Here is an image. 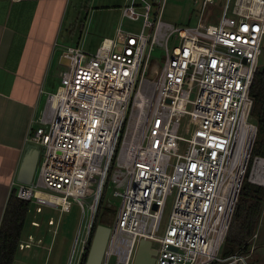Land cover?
<instances>
[{"label":"built area","instance_id":"obj_1","mask_svg":"<svg viewBox=\"0 0 264 264\" xmlns=\"http://www.w3.org/2000/svg\"><path fill=\"white\" fill-rule=\"evenodd\" d=\"M223 1L216 23L206 15L215 0H195L198 23L177 27L163 20L167 0H157L154 19L148 0H127L122 20L143 16L138 32L121 21L94 51L63 52L60 85L31 136L42 159L31 184L16 187L23 200L63 212L76 203L87 216L69 264H82L107 190L119 204L102 264H133L142 239L152 242L155 264H237L246 256L220 252L245 178L264 187V157L252 156L250 94L264 0Z\"/></svg>","mask_w":264,"mask_h":264},{"label":"crops","instance_id":"obj_2","mask_svg":"<svg viewBox=\"0 0 264 264\" xmlns=\"http://www.w3.org/2000/svg\"><path fill=\"white\" fill-rule=\"evenodd\" d=\"M74 6L72 0H0V225L11 191L21 183L24 161L37 152L31 136L40 126L46 96L60 85L62 31L70 30ZM33 239V233L26 241L21 236L17 252ZM16 258L17 253L14 263Z\"/></svg>","mask_w":264,"mask_h":264},{"label":"rangeland","instance_id":"obj_3","mask_svg":"<svg viewBox=\"0 0 264 264\" xmlns=\"http://www.w3.org/2000/svg\"><path fill=\"white\" fill-rule=\"evenodd\" d=\"M148 1L153 5L151 18L154 19L157 0ZM223 2V0H215V3L208 8L206 14L208 22H217L222 13ZM72 3L75 6L74 13H70L69 17L70 30L62 31L61 43L63 47L60 48L62 52L67 48L77 46L92 52L105 37L114 35L111 31L113 28L117 29L121 21L124 29L134 32H138L143 23V16L138 20L129 18L122 20L121 9L127 4V0H72ZM138 3L142 2L138 1ZM71 10L72 7H70V12ZM199 17L200 5L195 0H167L166 2L163 14V20L166 22L177 27H193L198 23ZM262 50L259 68H264V42ZM164 56V50L158 47L153 52V58L157 60V64L162 62ZM61 69L63 71L64 66ZM38 125H42L41 115ZM14 187L16 188V186ZM109 199L115 203L114 208L107 206ZM29 202V212L22 232V240L26 241L29 233H33L34 239L30 247L22 252L20 250L17 252V261L14 264H69L78 230L84 225L87 216L83 215L82 209L76 203H72L68 212H63L59 207L41 203L35 199ZM173 203L174 197H170L166 204L159 235L164 233ZM118 204L119 201L112 197L110 190H107L96 217L98 225L112 224ZM48 228H50L49 232ZM257 232L258 237L253 242V250L243 256V259L237 264H264V209ZM40 238H42L41 245L37 242ZM156 245L154 244V246ZM224 250L223 247L220 252L222 257H224ZM35 251L39 254L37 258L33 255Z\"/></svg>","mask_w":264,"mask_h":264},{"label":"trees","instance_id":"obj_4","mask_svg":"<svg viewBox=\"0 0 264 264\" xmlns=\"http://www.w3.org/2000/svg\"><path fill=\"white\" fill-rule=\"evenodd\" d=\"M250 94L254 99L252 118L258 124V135L252 156L264 157V68H258ZM29 206L30 202L19 198L17 187H13L0 225V264L14 263ZM263 209L264 187L251 184L245 178L225 240L224 257L235 253L249 254L252 247L251 239L258 231ZM97 225L98 221L95 219L92 237ZM90 245H88L82 264L86 263Z\"/></svg>","mask_w":264,"mask_h":264},{"label":"water","instance_id":"obj_5","mask_svg":"<svg viewBox=\"0 0 264 264\" xmlns=\"http://www.w3.org/2000/svg\"><path fill=\"white\" fill-rule=\"evenodd\" d=\"M63 61L61 62L62 64L65 63V61ZM36 146V154L28 156L22 165L20 174L22 178L19 179L21 183L31 184L33 180L41 152L40 146ZM110 231L111 229L109 226L102 224L97 225L85 264H102ZM155 254L156 251L152 248V242L147 239H142L139 243L133 264H155Z\"/></svg>","mask_w":264,"mask_h":264},{"label":"bare ground","instance_id":"obj_6","mask_svg":"<svg viewBox=\"0 0 264 264\" xmlns=\"http://www.w3.org/2000/svg\"><path fill=\"white\" fill-rule=\"evenodd\" d=\"M42 196H43V197H47L46 195H43V194H42Z\"/></svg>","mask_w":264,"mask_h":264}]
</instances>
